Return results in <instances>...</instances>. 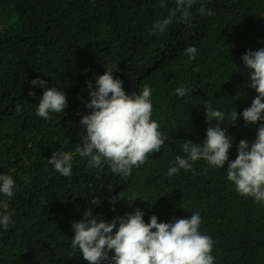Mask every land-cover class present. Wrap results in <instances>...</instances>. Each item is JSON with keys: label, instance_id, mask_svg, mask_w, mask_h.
I'll list each match as a JSON object with an SVG mask.
<instances>
[{"label": "trees", "instance_id": "trees-1", "mask_svg": "<svg viewBox=\"0 0 264 264\" xmlns=\"http://www.w3.org/2000/svg\"><path fill=\"white\" fill-rule=\"evenodd\" d=\"M163 2L162 8L161 0H0V174L15 181L11 198L0 193L8 204L0 215L12 218L7 230L0 225V264H88L72 246V224L89 209L98 222L136 209L145 223L153 215L171 223L198 213L199 231L214 242V264H264V203L236 190L227 162L219 168L189 161L192 170L168 175L177 156L187 158L183 143L202 145L217 123H208V105L225 114L229 161L240 140L255 142L264 121L243 120L258 94L242 57L264 48V0H197L189 21L177 12L163 34H152L176 8V0ZM202 5L212 14H201ZM188 47L197 49L195 59L185 54ZM105 71L123 81L126 94L151 89L152 119L167 138L127 177L107 161L89 167L77 152L86 136L81 118L91 112L85 104ZM37 78L66 94L64 112L37 115L45 90L32 85ZM181 87L192 91L180 97ZM61 152L72 155L67 177L48 162Z\"/></svg>", "mask_w": 264, "mask_h": 264}, {"label": "clouds", "instance_id": "clouds-1", "mask_svg": "<svg viewBox=\"0 0 264 264\" xmlns=\"http://www.w3.org/2000/svg\"><path fill=\"white\" fill-rule=\"evenodd\" d=\"M196 2L176 0L175 10L167 18L156 21L152 34H163L177 12L182 13L185 22L189 21L190 9ZM160 7H165L163 0ZM199 11L201 14H212L206 12L203 5ZM196 53L195 47L185 50L190 59H195ZM242 60L250 70V88L258 94L251 106L243 110L242 116L246 125H255L264 121V48L249 50ZM31 83L45 88L39 99L38 116L48 119L49 112H64L68 107L63 91L46 87V81L39 78ZM122 85L123 81L113 77V71H105L96 78V89L90 91V102L85 104L91 112L80 121L86 136L83 147L78 146L77 152L89 158V167H98L102 160L107 161L113 173L127 177L134 166L139 167L146 162L150 153L159 152L167 138L159 131L158 122L152 119L151 89L146 85L140 94L132 92L129 95ZM87 87L91 90L93 85L88 83ZM191 91L184 87L177 88L176 95L184 97ZM29 95L35 96V93L30 91ZM205 114L209 124L213 120L217 123L207 128V138L202 145L191 140L183 143L187 158L177 156V166L171 167L168 175L176 174L180 169L192 170L189 161L203 159L219 168H224L227 162V179L234 183L236 190L241 195L264 203V123L258 127L255 142L249 146L247 141L240 140L237 158L229 161L233 138L221 126L225 114L211 105L207 106ZM237 119L235 111L231 114L232 123ZM71 161L72 155L67 152L53 153L48 160L55 171L65 177L72 173ZM14 187L15 181L11 175L0 174V193L11 198ZM117 200L114 197L111 202L114 204ZM92 203L97 205L95 201ZM0 207L6 210L8 204L0 202ZM143 215L142 211L136 209L111 222H98L92 210H86L83 219L72 224V246L79 248L88 264H214L215 258L211 255L214 242L199 231L201 217L198 213L171 223H158L154 215L149 223H145ZM11 223L9 214L0 215V225L5 230ZM109 253L114 254L110 256Z\"/></svg>", "mask_w": 264, "mask_h": 264}]
</instances>
